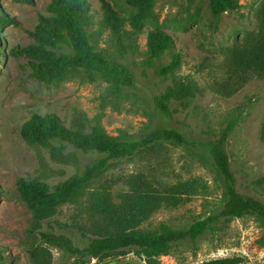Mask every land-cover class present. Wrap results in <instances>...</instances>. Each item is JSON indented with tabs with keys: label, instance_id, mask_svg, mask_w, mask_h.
Masks as SVG:
<instances>
[{
	"label": "rangeland",
	"instance_id": "374dc122",
	"mask_svg": "<svg viewBox=\"0 0 264 264\" xmlns=\"http://www.w3.org/2000/svg\"><path fill=\"white\" fill-rule=\"evenodd\" d=\"M94 22L87 28L94 50L107 60L126 66L134 86L118 94L97 74L81 72L57 86L43 85L31 77L28 60L20 50L32 43L29 37L38 19L46 16L50 0L33 5L0 0V252L3 264H74L75 258L45 244L41 233L69 239L83 250L108 233L102 219L92 214L86 198L76 205H64L39 224L20 199L21 178L53 187L101 161L106 155L85 154L63 142H53L70 159L54 158L51 151L28 147L20 136L23 124L34 114H54L74 129L77 119L94 125L98 118L106 132L121 142H136L162 130L180 133L188 145L160 143L132 158L110 162L92 191L106 187L118 203L128 189L122 179L144 174L158 186L175 189L191 178L207 183L208 194L192 198L174 210H162L141 226L156 230L165 224L173 230H187L197 222L217 215L227 202L224 180L209 154V144L234 124L227 145L239 191L264 203V77L231 70L230 54L257 39L258 11L264 0H238V7L215 20L206 0H155L153 17L142 19L136 7L125 0H106L125 19L121 43L102 20L100 0H86ZM170 35L182 67L173 76L162 71L172 54L149 60L147 37L151 30ZM58 54H72L64 47ZM183 85L178 99L170 103L169 114L156 108V99L167 89ZM89 127V123H86ZM88 132V128L86 130ZM238 260L239 264H264V219L247 214L221 221L217 234L203 235L195 244H176L161 264H204L216 260ZM95 263V261L93 262ZM105 264H145L134 256Z\"/></svg>",
	"mask_w": 264,
	"mask_h": 264
},
{
	"label": "trees",
	"instance_id": "16d2710c",
	"mask_svg": "<svg viewBox=\"0 0 264 264\" xmlns=\"http://www.w3.org/2000/svg\"><path fill=\"white\" fill-rule=\"evenodd\" d=\"M15 1L34 4V0ZM206 1L215 20L238 7V0ZM125 2L136 7L142 19L153 17L155 0ZM100 3L104 24L121 43L125 19L106 0H100ZM45 11L47 15L39 17L34 30L29 33L32 43L20 50V54L29 62L34 80L46 86H57L69 77L84 72L99 75L118 94L133 88L135 81L129 69L107 60L90 44L87 28L94 22V14L86 0H50ZM258 19L260 31L257 39L246 37L242 42L245 44L230 54L231 70L239 71L244 80L251 74L264 77V3L258 11ZM64 47L72 54L57 53ZM147 53L150 61L166 53L172 54L170 64L162 71L164 77L173 76L182 67V54L176 52L173 38L163 30L148 32ZM183 90H186L183 85L167 89L164 95L156 99V108L169 114L170 103L178 99ZM87 122L89 127L86 126ZM233 130L234 124H230L218 140L209 144L211 159L225 183L227 202L217 215L197 222L187 230H173L161 224L158 229L150 231L142 230L141 226L162 210L177 209L192 198L208 194L209 187L202 179H181L172 189L158 186L144 174H131L122 179L128 192L121 196L118 203L113 201L110 189L106 187L91 190L110 162L132 158L160 143L189 144L180 133L172 130L158 131L136 142H121L106 132L98 118L94 125L88 119H77L74 129H70L54 114H34L20 130V136L28 147L48 149L54 158L60 160L70 159L71 155H63V149L53 147V142L59 141L85 154L97 153L106 157L83 174L73 175L53 187L21 178L17 181L18 193L31 211L35 224L52 218L64 205H76L82 199H87L89 211L103 220L108 233L93 240L83 250L75 248L65 237L41 233L45 244L75 258L74 264H105L128 256H134L145 264H161V258L168 256L176 244L188 241L195 244L207 233L215 236L221 221L240 219L247 214L264 219V203L243 195L238 189V179L227 151ZM261 141L264 143V121ZM4 262L0 252V264ZM239 263L238 260L225 259L204 264ZM36 264L48 262L36 261Z\"/></svg>",
	"mask_w": 264,
	"mask_h": 264
}]
</instances>
